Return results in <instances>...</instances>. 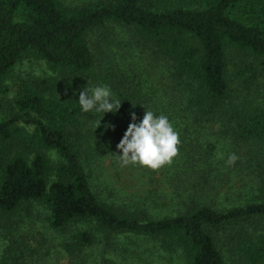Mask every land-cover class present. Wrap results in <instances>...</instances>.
Returning <instances> with one entry per match:
<instances>
[{
    "label": "trees",
    "instance_id": "obj_1",
    "mask_svg": "<svg viewBox=\"0 0 264 264\" xmlns=\"http://www.w3.org/2000/svg\"><path fill=\"white\" fill-rule=\"evenodd\" d=\"M26 55L59 75L0 104V264H47L46 239L23 230L34 204L67 264H115L120 234L154 243L162 264H228L221 242L234 236L237 264H264V0H0V92ZM236 59L251 71L242 82ZM87 84L108 85L119 110L82 112ZM145 108L169 117L178 154L159 169L121 166L116 145ZM240 144L258 200L219 208L217 179ZM147 250L133 254L146 264Z\"/></svg>",
    "mask_w": 264,
    "mask_h": 264
},
{
    "label": "rangeland",
    "instance_id": "obj_2",
    "mask_svg": "<svg viewBox=\"0 0 264 264\" xmlns=\"http://www.w3.org/2000/svg\"><path fill=\"white\" fill-rule=\"evenodd\" d=\"M65 4L72 5V6H81L84 4L95 3L99 0H62ZM103 33H110L109 30H106ZM118 38V37H117ZM115 48V46H112ZM245 59V58H244ZM243 59V60H244ZM237 60V59H236ZM239 60L231 62L229 66L230 72L232 71L235 75L239 74L242 76L240 82L243 79L246 80V77L249 76L251 73L250 69L245 70L244 67L238 66L241 65L238 63ZM234 63H238L235 65ZM246 63V62H245ZM46 63L39 59L36 56L26 55L10 72L9 76L5 80L4 84V91L0 92V104L3 106L14 104V98L16 97L17 93L19 92L21 87L34 85L37 83L42 84L43 86H47L50 82H53L57 79L58 73H55L53 70L49 69ZM264 65V62L261 63ZM254 69V68H252ZM238 72V73H237ZM241 84V83H240ZM245 84V83H244ZM242 84V85H244ZM3 109H0V111ZM24 128L30 131L31 126L23 125ZM207 139V146L210 147L211 151L213 152L216 149H219L220 142L213 141L215 140V136H206ZM233 149H235V154L238 157V161L242 159V167L239 165V162H235L230 170H224L223 174H220V177L224 179V181L217 179L218 186L220 189L217 193L216 202L219 204V208L227 209L235 206H244L251 202H257L258 196H256L259 190L256 187H251L248 184V174H250L251 170H254L256 166H253L251 160L248 161L247 156H245L246 146L245 144L240 145H233ZM213 158V157H212ZM246 163L251 164L248 168ZM247 167V168H245ZM228 171V173H227ZM129 180V178H128ZM126 180V181H128ZM145 181V179L140 180V182ZM138 182V181H136ZM129 183V181H128ZM130 188V185H129ZM171 190L170 188H168ZM178 201L176 197L174 202ZM32 212L34 216L38 214V218L35 219V223H25V228H23L24 232L28 233V236L38 235L39 239L45 238L46 242L43 245V249L49 250V256L47 264H67L68 262L65 252L59 247L60 237L58 234L54 233V231L49 227L46 221V214L47 211L44 207L38 204L32 205ZM45 215V217H44ZM264 226V221L262 222ZM87 224L80 223L74 226V228H84ZM36 237V236H35ZM232 236L226 238L224 242H221L222 249L225 253L227 258L228 264H237L240 261L238 260L239 254L233 248L232 245ZM30 238V237H29ZM231 239V240H230ZM34 244L36 241L31 239ZM232 241V242H231ZM116 243V244H115ZM238 243V240H237ZM114 247L118 249L119 256L116 255L115 250L113 252L108 253L107 255L111 258L115 259V264H145L143 260H139L134 253H141L140 256L144 254V247L147 250V247L150 249L149 252L146 254L150 258L147 259V263L153 260L150 264H162L163 259L157 258L153 253L157 250L154 246V243L149 241H140L133 236H127L125 234H120L115 238ZM3 242L0 238V257L3 248ZM101 245L94 247L93 254L98 256L101 252ZM148 251V250H147ZM133 257V259H132ZM96 261H89L88 264H96Z\"/></svg>",
    "mask_w": 264,
    "mask_h": 264
},
{
    "label": "clouds",
    "instance_id": "obj_3",
    "mask_svg": "<svg viewBox=\"0 0 264 264\" xmlns=\"http://www.w3.org/2000/svg\"><path fill=\"white\" fill-rule=\"evenodd\" d=\"M121 100L115 96L108 85L87 86L79 92L78 104L84 113H115L121 107ZM143 118L132 112L123 137L116 145L121 166L141 165L150 169H159L170 164L177 156L180 145V133L164 114L157 115L145 108ZM98 126L101 119L97 122ZM108 127V126H106ZM238 157L230 154L226 163L233 165Z\"/></svg>",
    "mask_w": 264,
    "mask_h": 264
}]
</instances>
